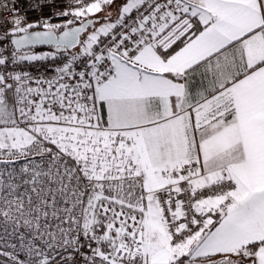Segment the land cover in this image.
<instances>
[{
  "label": "snow or ice",
  "instance_id": "obj_1",
  "mask_svg": "<svg viewBox=\"0 0 264 264\" xmlns=\"http://www.w3.org/2000/svg\"><path fill=\"white\" fill-rule=\"evenodd\" d=\"M0 264H264V0H0Z\"/></svg>",
  "mask_w": 264,
  "mask_h": 264
},
{
  "label": "water",
  "instance_id": "obj_2",
  "mask_svg": "<svg viewBox=\"0 0 264 264\" xmlns=\"http://www.w3.org/2000/svg\"><path fill=\"white\" fill-rule=\"evenodd\" d=\"M43 49L45 48V49H48V46H41Z\"/></svg>",
  "mask_w": 264,
  "mask_h": 264
},
{
  "label": "trees",
  "instance_id": "obj_3",
  "mask_svg": "<svg viewBox=\"0 0 264 264\" xmlns=\"http://www.w3.org/2000/svg\"><path fill=\"white\" fill-rule=\"evenodd\" d=\"M44 50H48V49H45V48H44Z\"/></svg>",
  "mask_w": 264,
  "mask_h": 264
},
{
  "label": "built area",
  "instance_id": "obj_4",
  "mask_svg": "<svg viewBox=\"0 0 264 264\" xmlns=\"http://www.w3.org/2000/svg\"><path fill=\"white\" fill-rule=\"evenodd\" d=\"M33 18H34V15H33Z\"/></svg>",
  "mask_w": 264,
  "mask_h": 264
}]
</instances>
